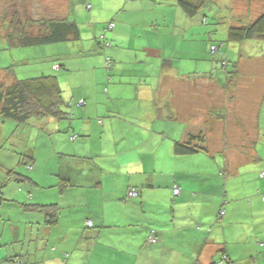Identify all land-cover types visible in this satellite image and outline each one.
Returning <instances> with one entry per match:
<instances>
[{"label":"crops","instance_id":"crops-1","mask_svg":"<svg viewBox=\"0 0 264 264\" xmlns=\"http://www.w3.org/2000/svg\"><path fill=\"white\" fill-rule=\"evenodd\" d=\"M63 1L57 17L81 30L78 47L57 53L68 116L37 117L40 130L12 125L22 136L17 152L0 134V264H195L197 258L210 264L221 250L237 260L231 264H264V179L258 174L264 170V44L256 54L250 44L256 40L212 52L203 6L189 16L177 0H153L149 19L133 1L118 6L110 0L113 11L107 17L97 12L96 20L87 11L93 0ZM127 6L136 13L121 16ZM230 8L231 22L248 23L264 13V0H231ZM165 9L175 16H155ZM71 13L83 18L74 21ZM83 30L92 31L89 45L79 44ZM223 59L237 62L232 80V66L224 68ZM200 133L208 152H174L173 140ZM40 136L51 143L43 145L52 147L46 159L29 145ZM133 148L149 170L136 159L122 160ZM222 158L224 177L215 163ZM20 164L27 174L17 171ZM175 183L183 191L174 198ZM132 186L142 189L139 196L128 195ZM223 194L226 214L216 222ZM23 203L57 204L61 214L49 224L45 212L28 211ZM191 218L207 224L202 232L193 230ZM88 219L94 227L85 226ZM150 226L169 237L177 228L179 235L165 246H147Z\"/></svg>","mask_w":264,"mask_h":264},{"label":"trees","instance_id":"trees-1","mask_svg":"<svg viewBox=\"0 0 264 264\" xmlns=\"http://www.w3.org/2000/svg\"><path fill=\"white\" fill-rule=\"evenodd\" d=\"M178 5L186 12L189 16H194L199 11L203 5V0H177ZM88 7H91V4H88ZM17 12V11H16ZM30 20V19H29ZM29 20H20L18 12L14 13L12 21L7 23L10 31L8 33V43L10 46H22L31 47V46H40V45H50L55 42H66L67 40L79 39L81 35V30L77 23L62 19L60 17H40L39 19L32 20V24L37 25V29H29ZM233 19L226 21L223 24V27L226 31V39L223 36L221 46L216 47L217 51L226 49L229 42L243 43L250 42L255 39H264V13L259 14L254 19L248 23H234L231 22ZM232 23V24H230ZM212 33V32H211ZM223 33V31H222ZM98 42V41H97ZM212 51V50H211ZM213 52V51H212ZM56 53L52 54L55 55ZM60 61L58 64H53V67L57 71V75H41L35 76L32 78L18 79L14 76L13 81L6 84L4 81L0 82V123H6L12 129L14 126H26L32 125L35 122V118L43 116H53L57 119H63L68 116V112L64 110V99H63V90L59 82V71L60 68H63L64 63L58 57ZM227 59H223L222 63L224 68H227ZM111 63V62H110ZM231 63V62H229ZM236 63L230 64L231 69H228V80H232L238 70L236 69ZM110 66V64H109ZM4 72V71H0ZM6 74V73H4ZM3 74L4 80L6 76ZM11 73H8L9 76ZM17 124H12L13 122ZM3 137L6 138L7 131L4 127ZM243 138V137H242ZM236 141L237 138H232ZM241 139V138H240ZM239 139V141H240ZM174 142V152L176 154H192L199 151H209L207 137L205 134H190L187 138L183 140H173ZM215 163L218 164V173L220 177H224L227 174V162L226 158L215 159ZM27 166H30V169L33 168L32 163H27ZM259 177L264 179V170L259 171ZM15 179L21 180L18 172L15 171L13 175ZM180 187L181 191L178 195L175 194V187ZM172 187V195L175 198L179 196L183 187L175 183ZM135 188L137 190V195L141 194L142 189L138 186H132L128 191ZM260 195L264 199V191L260 192ZM133 196V197H136ZM225 195L221 196V203H223L217 210L216 213V222H221L226 214V207L224 203L226 202ZM24 209L28 211H43L46 213V222L49 224H55L60 216V208L57 204H35V203H23L21 204ZM191 224L193 230L202 232V227H205L207 224L200 221L199 218H191ZM156 225L160 226L162 229V222L160 220L156 221ZM87 228H92L95 226V223L92 219H88L85 223ZM210 227V223H209ZM208 227V228H209ZM207 228V229H208ZM160 228L149 227V231L145 236L144 242L147 246L151 245H167L166 240H170L172 237H176L179 234V229L175 228L173 236L165 235ZM185 230V229H184ZM205 231V236H207V230ZM264 244V243H262ZM149 248V247H148ZM147 248V249H148ZM201 248V247H200ZM149 250V249H148ZM133 255V253H131ZM135 255L137 253L134 252ZM14 264H17L19 259L14 260ZM237 262L236 259H231L230 255L225 251L221 250L217 257L210 264H231L232 262ZM13 262V261H11ZM24 264V262H23ZM195 264H202L201 261L197 258Z\"/></svg>","mask_w":264,"mask_h":264},{"label":"rangeland","instance_id":"rangeland-1","mask_svg":"<svg viewBox=\"0 0 264 264\" xmlns=\"http://www.w3.org/2000/svg\"><path fill=\"white\" fill-rule=\"evenodd\" d=\"M118 6L123 5L124 1L129 2L133 1V3L139 7H143L141 13L139 15L143 16V18H148V16L155 14L156 9H149L150 4L153 0H117ZM110 0H93V4L95 5L92 9L89 8L87 11L88 13L94 12V18L95 20L99 18L100 14L101 17H107L110 15L111 11H113V5H109L108 3ZM128 4V3H127ZM130 5V4H128ZM180 6V5H179ZM203 9L200 11V16L206 17V30H207V42L211 47V44L215 47L221 46L222 39H223V33H222V27L223 24L226 23V21L231 20L234 18L233 15V9L230 8L231 6V0H203ZM63 7V8H61ZM66 3L63 0H0V71H4L0 73V82L4 81V83L8 84L11 80V77H9L7 74L11 73L18 79H26V78H32L35 76H41V75H57V71L53 67L54 63H59L58 60L59 55H57L58 52L62 53H71L76 47H78V39H72L67 40L66 42H62L58 45H42V46H31V47H22V46H10L8 43V33L10 31L9 26H7V23L12 21L14 13L18 12L20 20H29L30 23L29 29L36 30L38 27L35 24H32V20L39 19L40 14L42 12V15L46 17H57L61 12L65 10ZM181 7V6H180ZM132 8H135L133 6H127L125 9H128L126 12H121V16H129L130 13L136 11ZM112 9V10H110ZM17 11V12H16ZM164 12L165 15L162 13ZM59 13V14H58ZM72 20L75 21L77 17L83 18L78 13H71L70 14ZM158 17H165V18H172L175 16V14L170 9L162 10L159 15H155ZM79 20V19H78ZM81 23H83V26H86V24H89V20L85 19V21L79 20ZM158 26V24H154L153 27ZM162 29H165L166 31L172 30L173 26L170 25H161ZM140 27H138L139 29ZM130 32V29L128 30ZM212 32V33H211ZM164 34H167L166 32H163ZM92 36V31L90 30H83V37L86 38L85 40L79 41V44L81 42H84L85 44L89 45L92 40L89 39V37ZM125 35H123L124 37ZM88 37V38H87ZM125 39V40H124ZM256 41L250 42L251 49L254 51V53H260L262 44H264V40L260 38L261 41H257L258 39H255ZM122 42H124L126 45L130 44V41L126 38H123ZM132 44V42H131ZM56 53L55 55H52ZM71 55V54H69ZM86 67V65L82 66ZM64 70V69H63ZM87 69L83 70L82 73H87ZM6 73V79L2 77L3 74ZM190 80V79H189ZM8 82V83H7ZM13 122V121H11ZM12 124H17L16 122ZM4 127H6V135L9 138V142L13 143L15 152L20 151L19 146V138H22V136H17L18 132L21 133V125L18 127V130H15L14 128L10 129L9 125L6 123H0V134L3 135ZM27 128L30 127V130L33 131L34 129H38L37 123L32 125H26ZM21 142H23V139H21ZM51 145L50 140L48 137L46 139H42V136L36 137L31 140L30 146L32 145V148L38 152L46 159L50 154H52V147L46 146L43 147V145ZM23 151V150H22ZM137 148H133L128 150V153H131V155L126 156L123 158V161L126 160H134L137 162L139 161ZM65 154V159H66ZM136 159V160H135ZM131 160V161H132ZM56 161V158L52 160V164H54ZM103 164L107 165L108 167L112 166L108 161H104ZM30 168V166H28ZM141 168H147L149 170L148 164H143L140 162ZM26 166L24 164H20V169L17 170L21 174H27L25 170ZM18 169V168H17ZM119 170V169H118ZM122 172H124L123 169H120Z\"/></svg>","mask_w":264,"mask_h":264},{"label":"clouds","instance_id":"clouds-1","mask_svg":"<svg viewBox=\"0 0 264 264\" xmlns=\"http://www.w3.org/2000/svg\"><path fill=\"white\" fill-rule=\"evenodd\" d=\"M89 8H90V7H89ZM111 24H113V26H111ZM114 24H115V23H114L113 21L109 22V28H113V27H114ZM106 44H107V45H110V42L107 41ZM211 50H212L213 52H215V50H217V49H216V47H215L214 45H211ZM225 61L227 62V60H225ZM106 62H107V66H109V64H110V62H111L110 57L107 58V61H106ZM222 64H225V62H223ZM55 67H57V66L55 65ZM228 67H230V63H229V62H227V68H226V69H228ZM100 122H101V121H100ZM175 188H176V187H175ZM177 188H178V192H177V193L175 192L176 195H178V194L180 193V191H181L180 187L177 186ZM128 195L131 196V197H133V196H136L137 193H136L135 195H131V194H130V191H128Z\"/></svg>","mask_w":264,"mask_h":264},{"label":"built area","instance_id":"built-area-1","mask_svg":"<svg viewBox=\"0 0 264 264\" xmlns=\"http://www.w3.org/2000/svg\"><path fill=\"white\" fill-rule=\"evenodd\" d=\"M111 26H113V24H111ZM175 192L176 193L178 192V188L177 187L175 188ZM136 193H137V190L135 188H133V189L130 190V194L131 195H135Z\"/></svg>","mask_w":264,"mask_h":264},{"label":"water","instance_id":"water-1","mask_svg":"<svg viewBox=\"0 0 264 264\" xmlns=\"http://www.w3.org/2000/svg\"><path fill=\"white\" fill-rule=\"evenodd\" d=\"M17 264H23V259L20 260Z\"/></svg>","mask_w":264,"mask_h":264}]
</instances>
